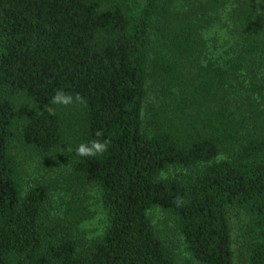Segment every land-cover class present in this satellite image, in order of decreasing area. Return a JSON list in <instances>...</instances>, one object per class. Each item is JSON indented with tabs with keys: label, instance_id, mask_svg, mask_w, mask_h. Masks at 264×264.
Segmentation results:
<instances>
[{
	"label": "trees",
	"instance_id": "16d2710c",
	"mask_svg": "<svg viewBox=\"0 0 264 264\" xmlns=\"http://www.w3.org/2000/svg\"><path fill=\"white\" fill-rule=\"evenodd\" d=\"M94 139L108 151L75 155ZM32 155L67 170L25 186ZM90 190L103 219L84 235ZM228 210L264 264V3L0 0V264H234Z\"/></svg>",
	"mask_w": 264,
	"mask_h": 264
},
{
	"label": "rangeland",
	"instance_id": "374dc122",
	"mask_svg": "<svg viewBox=\"0 0 264 264\" xmlns=\"http://www.w3.org/2000/svg\"><path fill=\"white\" fill-rule=\"evenodd\" d=\"M264 3V0H260ZM218 41L216 45L218 46L217 51L223 54V50L226 49L224 38L225 34L222 29L218 31ZM152 98L151 94L149 99ZM63 154V153H62ZM222 157V156H219ZM25 169L27 176L25 177V186L31 179H39L40 177H45L47 179H53L58 173H62L67 170L68 158L63 155L51 157L48 161H43L40 157L32 155L25 158ZM177 170V169H176ZM168 172H173V169H168ZM63 195L54 192L53 203L54 207H57L60 200H63ZM87 208L88 216L80 224L81 231L84 235H88L92 230H97L102 223L103 212L97 201V196L95 191L90 190L87 192V198L84 202ZM155 230L157 231L159 237L164 240L181 258L186 260L190 259L187 251L185 250L184 243L175 229L174 222L172 218L162 212L159 208L153 207L147 211ZM227 219L231 228V250L234 264H244L245 263V253L242 245L239 243V238L236 235V225L237 219L232 211H227Z\"/></svg>",
	"mask_w": 264,
	"mask_h": 264
},
{
	"label": "clouds",
	"instance_id": "9594fccd",
	"mask_svg": "<svg viewBox=\"0 0 264 264\" xmlns=\"http://www.w3.org/2000/svg\"><path fill=\"white\" fill-rule=\"evenodd\" d=\"M51 103L56 106L68 107L73 104H86V100L79 93L75 95L66 93L58 89L52 97ZM96 137H102V130H97ZM111 141L107 139H94L88 143H81L75 150V155L79 157H97L102 156L108 151Z\"/></svg>",
	"mask_w": 264,
	"mask_h": 264
}]
</instances>
